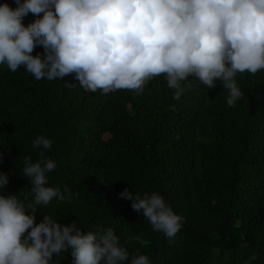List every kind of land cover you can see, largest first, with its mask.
Wrapping results in <instances>:
<instances>
[{
    "label": "trees",
    "instance_id": "trees-1",
    "mask_svg": "<svg viewBox=\"0 0 264 264\" xmlns=\"http://www.w3.org/2000/svg\"><path fill=\"white\" fill-rule=\"evenodd\" d=\"M35 19L29 13L23 24ZM236 80L244 96L230 107L219 81L175 100L163 76L139 96L101 94L72 76L37 81L23 67L0 65V172L8 176L0 195L23 201L30 192L24 158H39L32 142L43 135L57 163L47 186L67 185L73 195L38 205L37 224L47 215L77 222L84 234L111 227L130 255L139 251L150 264H264V70ZM125 189L157 192L184 218L171 242L120 198ZM53 261L73 264L71 249Z\"/></svg>",
    "mask_w": 264,
    "mask_h": 264
},
{
    "label": "clouds",
    "instance_id": "clouds-1",
    "mask_svg": "<svg viewBox=\"0 0 264 264\" xmlns=\"http://www.w3.org/2000/svg\"><path fill=\"white\" fill-rule=\"evenodd\" d=\"M14 2L15 9L0 5V65L13 73L23 67L37 81L72 76L87 92L127 90L139 96L163 76L175 100L219 81L231 107L244 96L237 74L264 70V0ZM29 13L36 19L25 26ZM38 46L44 51L33 56ZM52 144L43 135L33 140L32 147L42 150L35 162L24 158L23 176L31 188L23 201L0 195V264H54V255L69 249L73 264H150L139 251L130 255L111 227L84 234L77 222L62 225L47 215L36 223L38 205L73 195L67 185L47 186L57 168L45 155ZM7 185V174L0 172V189ZM120 198L131 200L133 210L170 242L181 230L184 218L159 193L125 189Z\"/></svg>",
    "mask_w": 264,
    "mask_h": 264
}]
</instances>
